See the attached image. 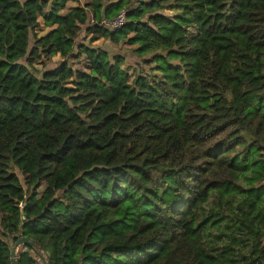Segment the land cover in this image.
Segmentation results:
<instances>
[{"label":"trees","instance_id":"16d2710c","mask_svg":"<svg viewBox=\"0 0 264 264\" xmlns=\"http://www.w3.org/2000/svg\"><path fill=\"white\" fill-rule=\"evenodd\" d=\"M263 182L264 0H0V264H264Z\"/></svg>","mask_w":264,"mask_h":264},{"label":"rangeland","instance_id":"374dc122","mask_svg":"<svg viewBox=\"0 0 264 264\" xmlns=\"http://www.w3.org/2000/svg\"><path fill=\"white\" fill-rule=\"evenodd\" d=\"M81 6H84V4L86 3V1L88 0H77ZM38 32H40L39 34L41 35H45L47 33L46 30H44L43 28V24L42 21L40 20V27L38 29ZM91 36L90 34L86 33L84 30L82 31L80 37H79V42H85L88 43V41L90 40ZM91 47H96L102 51H105L108 53L109 57L112 59L115 56H119L123 58V66L122 68L128 73L129 78L132 79L133 77H135L138 74H149L151 75V67L149 66H145L143 65L136 56H134L132 54V49L134 47H128L122 43L118 44V45H114L112 43H110L109 41H105V40H99L94 42ZM59 58L57 57H53L50 58L48 60H43V62H40L39 64H37L35 66V70H36V74L35 76L37 78L41 77V75L44 72H48L51 71L53 69H55L58 65H59ZM69 65L73 68L76 69H84V60L83 57H79L78 59H70L69 61ZM18 177L22 183V185L24 186V190L26 191V187L24 185V180L23 177L18 174ZM250 176V173L247 174V177ZM239 186L241 187H246V182L244 180V178H241L239 181ZM264 185V182H263ZM43 191V187H40V189L38 190V192H42ZM212 199H210V201L208 202V204L205 206L204 210V216L201 218V220H203L207 215H209V210L213 208L212 205ZM215 206V205H214ZM216 208V206H215ZM223 233V229L221 228L220 232H217L216 229L213 228H209L208 233L205 235L204 237V241L210 242V245L212 248H221L222 247V242L224 241V238L222 237ZM217 237H220L219 240L217 241ZM6 243H8L10 249L14 248L15 243L12 242L11 238H6L5 239ZM23 247L19 246L16 248V255H18L19 253L23 252ZM30 255L36 260V262L38 264H47V261L45 260L43 254L39 253V254H35L33 252L30 253Z\"/></svg>","mask_w":264,"mask_h":264},{"label":"built area","instance_id":"2783aa9c","mask_svg":"<svg viewBox=\"0 0 264 264\" xmlns=\"http://www.w3.org/2000/svg\"><path fill=\"white\" fill-rule=\"evenodd\" d=\"M125 11H121L116 17H114L111 20H102L100 22L101 26H103L104 28H106L108 31L110 32H114L119 30L125 23H126V19H125ZM89 23L91 25H94L95 22L93 21V19H91L89 21ZM22 253H27V249H24ZM31 253V252H29ZM42 254V253H41ZM33 258V257H32ZM34 259V258H33ZM35 260V259H34ZM46 260V259H45ZM36 261V260H35Z\"/></svg>","mask_w":264,"mask_h":264},{"label":"water","instance_id":"95a60500","mask_svg":"<svg viewBox=\"0 0 264 264\" xmlns=\"http://www.w3.org/2000/svg\"><path fill=\"white\" fill-rule=\"evenodd\" d=\"M22 245H26L28 247H34V245L29 242L28 240L26 239H20L18 240L15 245H14V248L11 249V259L13 260V262L15 263V258H16V248L19 247V246H22Z\"/></svg>","mask_w":264,"mask_h":264}]
</instances>
